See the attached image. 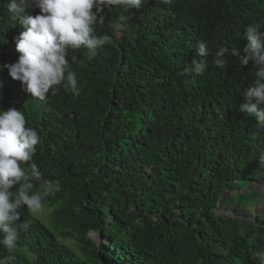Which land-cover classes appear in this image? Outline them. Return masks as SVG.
I'll use <instances>...</instances> for the list:
<instances>
[{
  "label": "trees",
  "instance_id": "1",
  "mask_svg": "<svg viewBox=\"0 0 264 264\" xmlns=\"http://www.w3.org/2000/svg\"><path fill=\"white\" fill-rule=\"evenodd\" d=\"M6 5L0 0V108L22 111L37 130L34 161L62 191L45 201L48 224L23 211L30 229L0 255L13 264H258L264 213L215 212L226 191L264 174V129L240 111L256 69L230 53L223 68L212 61L221 46L242 53L248 25L264 30V0H142L132 16L105 9L96 30L112 39L73 65L79 96L58 88L43 100L4 67L18 60L24 31ZM29 14L39 9L21 15ZM199 40L208 68L186 74L192 59H205ZM238 194L223 198L226 210L258 202L252 189Z\"/></svg>",
  "mask_w": 264,
  "mask_h": 264
},
{
  "label": "clouds",
  "instance_id": "2",
  "mask_svg": "<svg viewBox=\"0 0 264 264\" xmlns=\"http://www.w3.org/2000/svg\"><path fill=\"white\" fill-rule=\"evenodd\" d=\"M142 0H7V9L20 19L24 31L15 38L19 53L15 63L4 65L10 77L19 81L32 97L45 99L50 90L63 88L79 96L80 88L73 65L91 60L112 39L97 34L96 26L104 21L105 9L120 7L133 15ZM170 2V0H164ZM39 9L36 15H21ZM246 41L242 53L238 48L221 46L214 54L213 65L223 68L227 55L244 67L252 62L253 79L241 96L245 103L240 111L255 117L256 127L264 129V30L260 24L248 25L242 35ZM80 53L81 58L75 54ZM197 56L184 69L186 74L202 75L208 68V43L197 42ZM71 57V59H69ZM40 136L27 126L25 115L16 108H0V246L11 252L17 247L21 232H27L33 221L22 219L24 210L43 212L45 201L62 191L58 179H45L34 161ZM259 163L264 164V153ZM258 264H264V247L255 253ZM14 257L0 255V264H13Z\"/></svg>",
  "mask_w": 264,
  "mask_h": 264
},
{
  "label": "rangeland",
  "instance_id": "3",
  "mask_svg": "<svg viewBox=\"0 0 264 264\" xmlns=\"http://www.w3.org/2000/svg\"><path fill=\"white\" fill-rule=\"evenodd\" d=\"M250 189L258 193L256 197H253L254 201H257V203H250L247 206L241 208L240 210L234 211L232 208L229 210H226L227 208L221 204L219 209H217V214L223 213V214H234V217L237 219H244L248 214L251 216L256 214H262L264 213V174H262L257 180L250 183L249 185L243 187L242 189H234V190H228L225 192L224 197H228L231 193L238 196V193H249ZM246 191V192H245ZM261 198V199H260ZM235 205V204H231ZM77 210V208H75ZM50 208H45L43 212L39 214H35V216L41 220L43 223L48 224V220L50 218ZM235 212V213H234ZM90 238L97 244L100 245L102 241L98 237V234L96 232H90L89 234Z\"/></svg>",
  "mask_w": 264,
  "mask_h": 264
},
{
  "label": "water",
  "instance_id": "4",
  "mask_svg": "<svg viewBox=\"0 0 264 264\" xmlns=\"http://www.w3.org/2000/svg\"><path fill=\"white\" fill-rule=\"evenodd\" d=\"M224 195L221 196L220 200H219V203L217 205V207L215 208V212L217 213V209H219V207L221 206V204H223V201H224ZM235 213V212H234ZM233 217H234V214L232 213L231 214ZM235 218V217H234Z\"/></svg>",
  "mask_w": 264,
  "mask_h": 264
}]
</instances>
